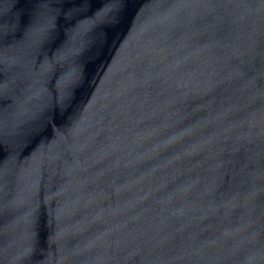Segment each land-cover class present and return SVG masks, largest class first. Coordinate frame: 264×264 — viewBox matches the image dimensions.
Instances as JSON below:
<instances>
[{
  "label": "water",
  "instance_id": "95a60500",
  "mask_svg": "<svg viewBox=\"0 0 264 264\" xmlns=\"http://www.w3.org/2000/svg\"><path fill=\"white\" fill-rule=\"evenodd\" d=\"M0 264H264V0H0Z\"/></svg>",
  "mask_w": 264,
  "mask_h": 264
}]
</instances>
